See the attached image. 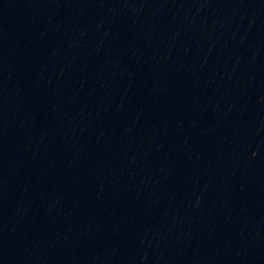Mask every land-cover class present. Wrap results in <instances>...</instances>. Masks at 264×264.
I'll return each mask as SVG.
<instances>
[{
  "label": "water",
  "instance_id": "95a60500",
  "mask_svg": "<svg viewBox=\"0 0 264 264\" xmlns=\"http://www.w3.org/2000/svg\"><path fill=\"white\" fill-rule=\"evenodd\" d=\"M0 89L264 229V0H0Z\"/></svg>",
  "mask_w": 264,
  "mask_h": 264
}]
</instances>
